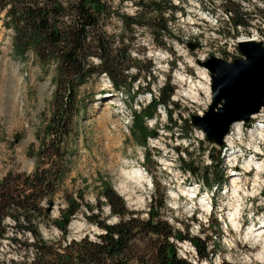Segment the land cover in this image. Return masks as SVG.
Wrapping results in <instances>:
<instances>
[{
  "label": "rangeland",
  "instance_id": "1",
  "mask_svg": "<svg viewBox=\"0 0 264 264\" xmlns=\"http://www.w3.org/2000/svg\"><path fill=\"white\" fill-rule=\"evenodd\" d=\"M106 1L110 13L103 17L101 25L119 46L123 29L120 15H134L136 4L141 0ZM226 1L172 0L179 9L173 14L164 13L170 18L168 31L145 27L126 34L123 46L129 48L132 58L140 60L141 76L135 84L149 87L156 94L167 80L175 88L172 104L167 108L160 105L158 116L148 120L157 135L149 138L146 147L133 136V124L134 111L151 100L148 89L141 93L119 92L106 74L95 75L80 87L79 94L87 109L79 118V138L74 146L77 152L62 190L52 205L49 202L46 206L52 221L60 218L67 206L64 194L67 191L81 203V208L68 221L66 239L56 224L42 223L41 233L47 240L65 241L84 236L97 239L102 230L85 214L90 213L87 203L94 206L95 212H101L97 196L102 180H109L127 206L142 217L148 216L158 182L157 194H164L165 198L162 216L186 235H202L213 251L211 260H200L192 241L185 239L176 241L182 257L201 264L223 261L264 264V234L258 236L257 231L264 220V169L252 165L248 171L247 167L248 160L264 161V136L258 130L264 131V110L251 120L250 126L257 129L253 134L247 133L250 127L247 123L237 122V127H243L240 130L233 125L229 136H225V148L209 140L204 130L192 122V116L204 114L212 101V93L205 88L211 86L210 73L199 61L212 55L230 60L228 53L232 49L228 46L232 39L235 41L241 34L255 35L252 30L258 33L264 30V0H234L242 11L248 12L247 28L234 27L224 7ZM145 2L151 3V0ZM5 13V10L0 12V180L9 171L34 170L35 161L27 155V149L30 144H38L36 128L45 114L50 113L55 90L52 66L45 71L32 53L24 60L13 56V30L4 24ZM191 43L196 44L194 50L190 48ZM91 61L99 62L96 57ZM129 72L136 74L138 69L132 67ZM170 108L172 120L168 114ZM232 146L239 150L238 161L227 164L224 155ZM212 148L222 160L220 166L212 164L208 155ZM181 158L194 160V165L201 170L210 165V173L217 167L225 182L220 187L217 183L211 186L205 183L204 187L205 181L193 175ZM140 167H145L147 175ZM137 169L145 176L144 180L133 176ZM235 174L242 179L237 194L232 191ZM211 202L212 210L208 208ZM102 208L101 219L117 220V216L110 215L107 204ZM234 213L237 224L231 221ZM7 222L14 225L10 218ZM13 235L10 230L8 237L1 239L0 264H30L34 252L26 250L25 244L14 243L10 238ZM26 237L18 234L22 241ZM140 260L131 259L128 264H142Z\"/></svg>",
  "mask_w": 264,
  "mask_h": 264
},
{
  "label": "trees",
  "instance_id": "2",
  "mask_svg": "<svg viewBox=\"0 0 264 264\" xmlns=\"http://www.w3.org/2000/svg\"><path fill=\"white\" fill-rule=\"evenodd\" d=\"M136 7L134 15H120L122 45L117 46L116 39L101 25L103 17L110 13L106 0H0V12L6 11L4 24L13 30V56L24 60L32 53L45 71L50 66L54 68L51 110L36 128L38 144H30L27 149V155L35 161L34 170L9 171L0 180V243L12 230L11 240L25 244L26 250L34 252L30 264H128L131 259H141L142 264H201L179 254L176 241L185 239L192 241L200 260H211L213 251L202 235H186L162 216L165 198L164 194H157L158 182L148 216L142 217L127 206L109 180H102L98 209L102 212L103 204H107L110 215L117 216V220L101 219V212H95L94 206L87 203L90 211L85 214L87 219L102 230L97 239L84 236L63 240L68 233L69 219L81 208V203L67 191L64 192L67 206L62 209L61 217L52 221L48 213L46 204L54 201L62 190L77 152L74 146L79 138V118L87 109L79 94L83 84L95 75L106 74L119 92L141 93L148 89L152 93L149 103L141 104L140 110L134 111L133 136L144 147L149 138L157 135L148 120L158 116L160 105L167 108L172 104L175 88L168 80L158 94L140 83L135 84L141 76L140 60L132 58L129 48L123 44L126 34H134L138 28L168 31L170 18L164 13L173 14L179 6L172 0H151V3L141 0ZM224 7L232 13L230 19L235 28L248 25V12L242 11L237 2L227 0ZM92 57L99 62L91 61ZM132 67L138 69L136 74H130ZM168 114L172 120L171 108ZM213 148L208 155L212 164L218 166L222 160ZM187 152L191 155V151L187 149ZM144 157H148L147 153ZM181 159L193 175L205 181L203 184L217 183L220 187L225 182L217 167L210 173V165L201 170L194 165V160ZM9 218L14 225L7 222ZM50 222L62 231L63 239L47 240L42 235L40 225ZM18 234L24 237L30 234V237L22 241Z\"/></svg>",
  "mask_w": 264,
  "mask_h": 264
},
{
  "label": "bare ground",
  "instance_id": "3",
  "mask_svg": "<svg viewBox=\"0 0 264 264\" xmlns=\"http://www.w3.org/2000/svg\"><path fill=\"white\" fill-rule=\"evenodd\" d=\"M243 50L246 52L250 50L252 47L244 45L242 46ZM216 65L221 70V75L218 79L215 80V103L219 98L223 96L227 103L225 105L224 110H221L219 114H214L212 111L208 114V116L202 120V123L205 127V130L209 134H214L217 136L221 135L222 130L226 127L229 122L235 121V118H246V115L249 113L257 112L253 111L257 105H263L264 101V55L262 59L255 65L246 66L242 63H238L235 67H228L223 65L221 62L212 61L209 66L212 68ZM210 79V78H209ZM206 91L210 92L211 87L206 86ZM262 102V103H261ZM197 120V119H195ZM199 122V121H198ZM208 123V125L206 124ZM239 123L235 124L237 127ZM240 129V128H239ZM259 133H262L264 136V131L261 128H258ZM215 141H218L217 138L211 136ZM222 148V147H221ZM252 165L257 166L259 170L264 169V161L261 162H253L248 160L247 167L248 171L252 170ZM139 180H144V175L140 171V169L135 170L134 175ZM258 179V176L257 178ZM138 180V181H139ZM241 177L235 174L233 177V187L232 191L234 194L239 192V184L241 183ZM142 182V181H140ZM208 208H212L208 206ZM235 214V215H234ZM231 221L233 224H237L236 222V213H234ZM264 220L262 222V226L257 229L258 236L264 234ZM261 254V253H260Z\"/></svg>",
  "mask_w": 264,
  "mask_h": 264
},
{
  "label": "water",
  "instance_id": "4",
  "mask_svg": "<svg viewBox=\"0 0 264 264\" xmlns=\"http://www.w3.org/2000/svg\"><path fill=\"white\" fill-rule=\"evenodd\" d=\"M244 45L251 46L252 48L246 52L242 48V46H244ZM195 47H196V44H193V43L190 44L191 50H194ZM239 48L243 54V57L235 58L232 61H228L226 59H223V58L215 56V55L210 56L208 59H206L204 61H199V64L202 65L203 67H205L210 73L212 101H211L208 109L204 112V114H202V115L201 114H194L192 116V122L194 125L199 126V127H201V129L204 130V132L206 133L207 138L209 140H212L219 145H223L224 138L229 133V131L233 125H235L237 122L248 123L251 121V119L254 117V115L259 114L262 110H264V101H263L262 106L259 104L253 110V111H257V112H253L251 114L248 113L246 115L247 119L237 117V118H235L236 119L235 121L229 122L226 125V127L224 128V130H222L220 136H217L214 134H209L205 130V127L202 123V120H204L211 111L217 115V114H219V112L221 110H224L225 105L227 103V100L223 96L221 97V95H219V98L217 99V101L215 103V97H216V91L214 88L215 80L220 77L221 70L216 65H214V67L211 68L209 66V64L212 61H217V62H221L223 65H226L228 67H235L238 63H242V64L249 67V66H252L254 63H255V65H257V63H259V61L262 59V56L264 55V43H263V41H256V40L240 41L239 42ZM195 119H197V120H195ZM206 124L208 125V123H206ZM211 136H213V137L215 136L218 141H215ZM50 205H52V202L50 203Z\"/></svg>",
  "mask_w": 264,
  "mask_h": 264
},
{
  "label": "built area",
  "instance_id": "5",
  "mask_svg": "<svg viewBox=\"0 0 264 264\" xmlns=\"http://www.w3.org/2000/svg\"><path fill=\"white\" fill-rule=\"evenodd\" d=\"M228 14H230V15H228ZM227 15H228V18L230 19V16L232 15V13L231 12H229V13H227ZM250 24H248L247 26H244V28H247L248 26H249ZM239 26H243V25H238L237 27H239ZM246 31V30H245ZM261 31H262V33H258V32H254L253 30H252V34L253 33H256L255 35L253 34L252 36H250V35H247L246 36V34H241V36L240 37H237L236 38V40L234 41L233 39H232V42L229 44V46H228V49H232L231 51H229V53H228V55L230 56L229 57V59L230 60H228V61H232V60H234L235 58H238V57H242L243 56V54H242V52H241V50H240V48H239V42L240 41H246V40H256V41H264V30L263 29H261ZM247 32V31H246ZM233 57H234V59H233ZM205 58V57H204ZM202 60H205V59H202ZM211 87V86H210ZM210 92H211V90H210ZM262 112H264V111H262ZM261 114V113H260ZM252 124V122L251 123H248V124H246V125H251ZM236 128H243V127H236ZM262 128H263V130H264V124H263V126H262ZM239 129V130H240ZM247 130V133L248 134H253L254 132H256L257 131V129H255L254 128V126H250L249 128H247L246 129ZM231 133H232V131H231ZM229 135L227 134L226 135V138L228 137ZM226 138L224 139V147L223 148H225V147H227L226 145H225V143H227V140H226ZM238 152V150H237V148H235V146H232L231 148H230V151L228 150L227 151V153L225 154L224 152V158H225V160H226V163L227 164H229L230 162H233V161H235V162H237L238 161V157H237V155H236V153ZM228 161H230V162H228ZM142 169H143V171H145V168L144 167H142ZM146 172V171H145ZM200 189V188H199ZM199 189L197 190V192L199 191Z\"/></svg>",
  "mask_w": 264,
  "mask_h": 264
}]
</instances>
